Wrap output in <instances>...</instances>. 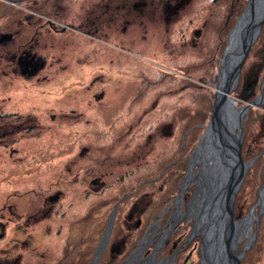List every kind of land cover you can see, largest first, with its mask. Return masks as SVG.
<instances>
[{"label":"rangeland","instance_id":"374dc122","mask_svg":"<svg viewBox=\"0 0 264 264\" xmlns=\"http://www.w3.org/2000/svg\"><path fill=\"white\" fill-rule=\"evenodd\" d=\"M49 1L43 0L45 4H48ZM126 1L134 2V0ZM21 2H17L15 5H19ZM106 2L99 3L100 10L104 8ZM233 2V0H191L186 8L194 12L191 27H196L199 25V21L206 20L211 27L212 40L215 33L224 26L223 29H226L229 38V33L248 0L243 4L241 1L238 5L239 8L234 5L231 9ZM92 3L93 0H61V5L56 6V9L58 8V13L64 14L65 20L58 17L55 20H57V26L61 28L62 33L52 32L50 41L53 44L65 43L67 46L66 49H63L65 57L68 58L72 55L69 58L73 61L69 66L72 78L70 77L66 84L69 91H80L73 87L81 72V68L75 65V61L86 64L87 58L81 56L82 51L88 46L97 50L96 64L100 66L99 78L96 83L91 85L89 91L84 93H93V91L101 93L99 103L86 106L88 96H84L82 99L75 97L69 101L63 100L64 96V98L68 97L65 95L64 86L61 87L63 77L59 75L58 71H54L49 81L35 82V93L31 98L19 101L23 107L33 106L35 111H44L45 114H37L36 111L34 115L41 119L37 123L42 126L20 136V144L18 141L11 151L6 146L0 145V214L4 220L8 217L13 223L16 221L19 223L12 233V223L4 222L3 234H13L14 237L22 235L30 237L29 246L20 251V264H82L83 259L84 262L86 259L88 260L84 264H116L120 256L126 254L133 238L140 233L139 227L143 223L144 216V199L141 194L133 196L127 190L123 194H119L116 201L113 198L126 188H130L132 180L135 181L143 177V163L155 161L160 155L173 152L174 145L178 144L177 136L180 133L181 125L193 122L183 135V142L187 136L190 141L187 144L184 142L182 145V147L189 145L188 148H185L187 150L192 148V143L196 141H193L196 138L193 130L198 128L197 134L200 133V135H198L188 157L190 165L191 160L195 159V149L198 144L204 145V140L200 142V138L211 120L212 111L209 120L207 117L208 105L203 95L200 96L199 103L191 101L195 91L206 95L210 92L215 94L217 80L207 83L193 78L195 75L191 76L193 79H181L178 76L181 74L179 70L170 66H176L177 63L185 65V63L197 61L194 58V47H199L198 44L192 46L193 52L189 56H187L188 49L191 47L187 44L183 47L179 46L180 48L177 47V54L166 55L165 46L149 48L144 45L143 41L136 40V28L139 26L126 23L124 14L115 16L117 21L122 22L119 31L118 28L121 26H118L119 24L111 29H100L105 33L98 30L99 33L87 34L85 30L73 32L69 28H65V26L78 27L81 13L88 11L86 15L89 16V12L93 10ZM3 4L13 6L12 4ZM240 6L241 10L237 16H234ZM107 9L104 8L102 11H107ZM55 12L57 10L50 9L40 16L54 18ZM91 21L92 18L84 22L91 26ZM263 25L264 22L258 36L261 35ZM46 32L44 28L42 34H46ZM134 32L136 33L135 39ZM188 37L190 38L189 35ZM177 38L168 45L166 44V49L176 48ZM61 48L58 45L52 48L53 57H59ZM164 51L166 56H164ZM224 52L225 50L223 54ZM249 52L250 50L248 54ZM41 53H43L42 50ZM248 54L244 60L245 64L243 63L240 69V72L244 70V75L239 74L236 88L227 96L234 101L233 108L236 110L250 101L256 100L260 93H264V82L262 80L259 82L262 67L264 69V52L260 53V56ZM202 56L198 55V57ZM173 59L178 61L174 62ZM200 69L202 68L196 67L195 74H198ZM108 71L111 73L112 82L108 81ZM165 72L176 77L168 78L165 76ZM247 74H249V78L245 79ZM85 83L88 84L89 79H85ZM20 85L22 84L20 83ZM19 90L18 96H22V86ZM109 93L113 95L111 96ZM4 96L6 97V95ZM250 96L255 97L248 101ZM77 100L81 103L79 101L75 103ZM192 103L195 110L202 108L201 122L196 120V117H192L194 112L190 108ZM68 106L78 107L80 111L82 109L83 114H73L67 117L62 115V109L65 113L64 107ZM251 108L255 111L254 119L259 120L258 124L254 123L252 127L247 125V134L244 135L243 129L247 121V112L242 129L240 155L242 161L248 164V168L235 196L238 198H236V203L241 212V220L242 222L245 220L243 226L252 224L251 239L248 242L251 245L244 252L243 259L239 261L240 264H264V206L262 207L263 212L257 217L259 211L258 192L263 185L264 175V162L262 165L260 162L262 159L264 160V157L260 159L259 155L261 154L254 156L258 150L264 148V99L259 106ZM42 111L38 112L42 113ZM73 113H77V111ZM231 122L234 125L233 133L236 134V124L233 120ZM44 127L45 130L42 129ZM176 146L178 148V145ZM95 159L102 162L100 173L93 167ZM175 161L178 162V160ZM79 166L83 168L84 185L78 193L79 185L76 182V174ZM125 169L130 173L118 178ZM188 172L186 176L188 184L183 185L182 183L180 186V188L187 186L185 190H180V194L185 192L182 196L181 210L184 211L186 202H188V209L187 215H184L180 222H191L197 216L203 200L198 196L199 190L197 189L201 179L199 164L194 163L192 166V175ZM161 173L162 171L159 175ZM188 174L191 176L188 177ZM99 175L101 178L95 180L98 182L96 187L91 186L90 181ZM182 177L179 178V182ZM101 182L103 184H99ZM106 183L107 186L100 193L99 188ZM142 183L139 182V184ZM50 186L51 190L46 193L44 190ZM30 188H34V190L30 191ZM56 191L60 193L58 200L53 203L46 202V196ZM42 192L45 194H41ZM142 192L143 188L140 190V193ZM5 206H10L13 216L7 214ZM206 207L207 213L209 205L207 204ZM171 209L169 210L171 211ZM112 212V226L108 238L105 242H101ZM89 213L92 218L89 217ZM102 215L104 216L102 217ZM205 216V213L202 214L200 223H205ZM246 219H250L249 222H246ZM94 228H96L95 234ZM99 228H101L100 232L97 231ZM188 228L189 225L184 228L183 232H187ZM151 232L153 231L149 233ZM210 232L212 233V230ZM94 235L95 240L91 245ZM206 235L210 238L209 234L206 233ZM142 239L143 234L136 243V247L131 251L132 253L130 252L128 258L119 264H147L159 258H166L164 256L166 252L162 249L155 248L154 252L148 253V256L145 253L146 248L143 251V245L139 250ZM157 239L158 235H153L144 242V246L146 245L147 248H150V245L157 246ZM184 246L185 243L180 248ZM187 252L188 249L184 248L178 254L177 264H183L182 259ZM196 261L195 263L198 264Z\"/></svg>","mask_w":264,"mask_h":264},{"label":"flooded vegetation","instance_id":"af4514ba","mask_svg":"<svg viewBox=\"0 0 264 264\" xmlns=\"http://www.w3.org/2000/svg\"><path fill=\"white\" fill-rule=\"evenodd\" d=\"M13 1L14 0H0V3L12 4L13 6L17 7L18 5H15ZM21 1L25 0H20L17 2ZM105 1L107 2L104 4V8L108 9L107 11H102L104 8L100 10L99 3H105ZM190 2L191 0H134L133 3L126 0H93V10L89 12L91 16L89 15V17L86 15L88 11L82 12L79 17L80 22L77 24L78 27L74 28L73 26H65V28H69V30H72L73 32H82L85 30L87 34L99 33L101 31L100 29H111L117 24L120 26L122 22L117 21L115 16L124 14L126 17V23H130L131 25L138 24L139 26L137 28L135 27L137 31L136 40L143 41L144 45L149 48L165 46L166 55L177 54V47L180 48L187 44L191 47V49H188L189 52L187 56H189L192 54L191 52H193L192 46L194 47L196 44H198L199 47H194V58L197 61L185 63V65L177 63L176 66H170L179 70L181 74L178 76L181 79L197 78L199 81L211 83L218 78L223 56L222 54L228 43V33H226V29H223L225 26L221 27V29L215 33L212 40L210 33L211 27L208 25L206 20H203L202 22L199 21V25L196 27H191L193 20L192 15H194V12L186 9ZM55 15L56 16L54 18H51L49 16H40L33 11L21 12L11 9L0 12V145L6 146L10 151L13 150L14 145L18 141V144H20V136L34 131L40 125L42 126V124L37 123L40 122L41 119H38L36 116H34L36 111L37 114H45L42 110L35 111V107L33 106L23 107L20 105L19 101L21 99L31 98L35 93V82L42 80L45 82L49 81L53 76L52 73H54V71H58L60 73L58 74L63 77L61 87L64 86L66 89L65 95L68 96L67 98H64V96L62 98L63 100L69 101V99H74L75 97L82 99L84 96H88L86 106H89V104L91 106L98 104L101 99V93L99 92L93 91V93H84L89 91L92 84L96 83V80L99 78L100 74V66L96 64L97 50L90 46L83 50L81 54V56L87 58V63L80 64L79 61H75V65L81 68V72L79 76H77L78 81L75 83L76 85L73 87L80 89V94L78 95L79 92L77 91H69V87L66 84L68 82L67 80H69L70 77L72 78V74H70L69 69L70 63L73 62L71 59H69L72 55L68 58L65 57L66 54L63 52V49L67 48L65 43L53 44L50 41L51 35H53L52 32L58 34L62 33V30L61 28H58L57 20L55 19L58 17L59 19L65 20V17L63 16L64 14L55 12ZM90 18H92L91 26L84 22ZM121 27L122 25L118 28V31L121 29ZM44 28L47 31L46 34H42V30ZM113 30L115 31L117 29ZM101 32L105 33L104 31ZM133 35L135 39L136 33L134 32ZM175 38H177L178 42L176 44V48L173 47L166 49V46ZM56 45L62 47L59 57H53L54 54L52 48ZM41 50L43 53H41ZM165 51L164 56H166ZM85 52H89L90 54ZM200 54L203 56L198 57ZM173 61L177 62L178 60L173 59ZM196 67L202 68L198 71V74H195L197 72ZM200 71L201 73L199 74ZM161 73L164 72L161 71ZM192 75L195 76L192 78ZM165 76L168 78L176 77L169 72H165ZM107 77L109 78V82L113 81L110 71H108ZM213 78H215V80H213ZM85 79H89L88 84L85 83ZM20 83L22 85H20ZM70 85L73 84L70 83ZM20 86L23 88L21 91L22 96H18L20 92ZM109 94L111 96L113 95L111 93ZM4 95H6V97ZM78 101L79 100L75 101V103ZM64 109L65 113H63L64 110L62 109L61 114L66 117L69 115L72 116L73 114H83L82 109L80 111L78 107L68 106L64 107ZM38 111H42V113ZM74 111H77V113H73ZM43 124L46 127L45 122ZM45 127L42 129L45 130ZM101 163L99 162V159H95L93 162V167H95L99 173L100 170H102ZM173 163H176V161ZM180 165L181 167L179 170L170 171L167 177L165 176L163 179L161 178V183L157 182L155 189L151 188L150 190L149 187L147 188V191L144 190V194L146 195H148L149 192H153V189L154 192L157 190L164 191L166 187H168L166 186L167 181L169 179L171 180V189L169 194L159 200V202L161 201L166 203L156 214L155 219L149 222V224L143 228V251L146 248L145 253L147 256L149 255L148 253L154 252L155 248L157 250L162 249L164 252L169 250L171 251L169 255L175 252L173 264H177L176 257L181 253V251L184 250V248H187L188 252L183 256L182 263L197 264L195 261L198 260L196 262L199 264L200 245L202 241L201 225L206 226V230L204 232L205 234H209V236H211V227L209 224L206 225V222H195L194 218L191 222H180L184 215H187L188 209V202H186L184 211L181 210L183 204L182 196L185 192L180 194V190H185V187H187L186 185L188 184V181L186 182V176L188 172L189 158L186 159L185 165L184 163H181ZM182 172L184 173L182 174ZM82 173L83 168L79 166L76 174V182L79 185L78 193L80 192V189H83L84 185V177L82 176ZM129 173L130 171L125 169L119 176H126ZM100 176L101 175H99L97 178L94 177V179L90 181V185L96 187L98 182L95 180H98ZM160 176L161 175L148 181L158 180ZM190 176L188 174V177ZM181 177L182 180L179 182ZM182 183L183 185L186 183V185L180 188ZM99 184H103V182ZM175 188L177 189V194L172 195V193L175 191ZM29 190H34V188H30ZM50 190L51 186L44 191L47 193V191ZM45 192H42L41 194H45ZM59 197L60 193L56 191L53 194L46 196V202H56ZM148 198L149 196L143 197L144 211L147 208V203L145 201ZM236 198L234 199L232 215V220L236 225L235 230H233V233H231L233 234V237L231 234L228 236L227 233L223 231L220 233L219 237L220 242H222V239L224 240L225 244L228 240L229 243L231 242L230 249H232L234 246L231 250L233 255L238 254L250 241V228L252 226V224L247 225L246 227L243 226L244 222L241 220V212L238 208V204L236 203ZM5 207L7 214H11L13 216L10 206ZM169 209H171V211ZM4 222L9 224L12 223V233H14L15 226L17 227L19 225L17 221L16 223H13L8 217L4 220L0 214V264H20V251L29 246L30 237L24 235L14 237L13 234L4 235ZM187 225H189L188 231L183 232ZM150 231L153 232L149 233ZM155 234L158 235L156 242L157 246L150 245V248H147L146 245L144 246V242L153 237ZM184 243L185 246L180 248V246H182ZM189 248L191 249L189 250ZM159 254L161 255V252H159ZM166 255L167 253L164 256H169ZM243 256L241 257L240 261L243 259Z\"/></svg>","mask_w":264,"mask_h":264},{"label":"water","instance_id":"95a60500","mask_svg":"<svg viewBox=\"0 0 264 264\" xmlns=\"http://www.w3.org/2000/svg\"><path fill=\"white\" fill-rule=\"evenodd\" d=\"M17 1L20 0H14L13 3ZM263 22L264 0H248L235 26L229 33L228 44L221 60L216 82L211 120L200 138V142L204 140V145L198 144L195 149V159L191 160L188 166V173H191L194 163H198L200 167L199 177L201 179L197 189L199 190L198 196L203 200L194 221L200 222L202 214L205 213L204 222L207 223L206 225L209 224L212 230L209 238L204 232L206 226L201 225L200 264H239L244 252L251 245L247 244L238 254L233 255L231 250L234 246L230 249L231 242L229 243L228 240L225 244L223 239L220 242L219 237L222 231L229 236L236 227L232 220L234 199L248 168V164L242 161L240 155L242 129L249 108L259 106L263 102L264 93H260L256 100L250 101L238 110L233 108L235 103L227 96L237 86L241 66L248 51L256 41ZM224 111H229L232 115V120L237 128L236 134L233 133L234 125L226 123ZM221 139L228 140L231 145L223 147L219 143L222 142ZM212 185L213 189L210 192ZM258 195L257 206L259 211L257 217L263 212L264 175L263 185ZM207 204L209 209L206 213ZM112 217L113 212L101 242H105L108 238L112 226ZM231 235L233 237V234ZM139 245V250H141L143 239ZM174 255L175 253H172L166 258H159L147 264H167L169 262L172 264Z\"/></svg>","mask_w":264,"mask_h":264},{"label":"trees","instance_id":"16d2710c","mask_svg":"<svg viewBox=\"0 0 264 264\" xmlns=\"http://www.w3.org/2000/svg\"><path fill=\"white\" fill-rule=\"evenodd\" d=\"M233 1L234 2H233V5L231 6V9H233L234 5L239 8V6H238L239 3H241V1H242L241 4H243V2L246 1V0H233ZM58 5H61V0H50L48 4H45L43 2V0H34V1L33 0H25V1L21 2V3H19V5L17 7L10 6V5H4L3 3H0V11H5L7 9H17L18 11H21V12L27 10V11H33L35 13H38V15H43L42 14L43 12L45 13L48 10L50 11V9H52V11H56L57 10V12H58V8L56 9V6H58ZM43 7H44V9H43ZM49 7H50V9H49ZM240 10H241V6H240V9H238V11L237 10L235 11V15L234 16H237V13ZM263 32H264V25H263V27L261 29V32H260L261 35L258 36V38L255 41L253 47L250 49V52H249L250 56L251 55L253 56L254 54H255V56H257V55L260 56V53L264 52V38H263V35L264 34H263ZM240 73L242 75H244V70H242V72H240ZM261 73L262 74H260V80H259V82L261 80H262V82H264V77H263L264 69H263V67L261 69ZM247 78H249V74L246 75V78L245 79H247ZM213 80H215V78H213ZM201 95H203V97H205V99H206L205 102L208 105V108H207V110H208L207 111V117L210 120V114H211V111H212V108H213L214 94H213V92H210L209 94L206 95L205 93L195 91V94L193 96V100L191 102L194 103V102L197 101L199 103L198 100H199V98H200ZM254 97L250 96L249 97L250 99L248 101L254 99ZM193 103L191 104V107H190L191 110L194 111L192 113L193 114L192 117L193 118L196 117V120L200 121L201 116L203 115V113L201 112V109L202 108H196V110H195ZM254 112L255 111H253V108H251V109L248 110L247 121H246L245 127L243 129L244 135L247 134L246 133V131H247V125H251V127H252V124H254V123L258 124V120L259 119H257V118L254 119L256 117L255 115H253ZM207 117H206V119H207ZM192 123L193 122H189L188 124H182L181 125L180 133L177 136L178 144H176V145H178V148H177L176 145H174L175 148L173 149V152H171V153H169V152L168 153H164V155H160L159 158L157 160H155V161H151L149 163H147V162L143 163V177H141V178H139V179H137L135 181L132 180L133 182L131 183L132 186L130 188H126V189L124 188L125 189L124 191H122V189H121L122 192L118 193L115 196V198H113V200L116 201V199L118 198L117 196H119V194H123L124 192H126V190L129 191L133 196H135V195H138L139 196L140 194H141V197L142 196L143 197L149 196V198L145 201L147 203V208L144 211V216H143L144 222L139 227L140 228V233L136 237L133 238V241L131 243V246L128 248L126 254L120 256V258L118 259V261H117L116 264H119L120 262L122 263L126 258H128L130 252L136 247V243L139 241L141 235L143 234V228L146 227L149 224V222H151V221H153L155 219L156 214L161 210L162 206L166 203V202H161V201L159 202V200H161L162 198L166 197L169 194V191L171 189L170 188L171 180L169 179L167 181L166 186H168V187H166V189L164 191H158L157 190V191L154 192V189L156 187L155 184L157 182H161L162 179L165 176L167 177L168 176V173L170 171L179 170L180 167H181V165H180L181 163H184V165H185V161L190 156V154L192 152V148H193L195 142L197 141V139L199 137L198 135H200V133L197 134L198 128L194 129L193 130L194 132L193 131L192 132L195 134V137L196 138L193 141H195V140L196 141L192 143V145H191L192 148L190 147L191 149L189 148L188 150L185 149V148H188L189 145H185L184 147H182V145H183L184 142H186L184 144H187V142L190 141L189 137L187 136V139L184 140V142H183V135L187 131V128L190 125H192ZM262 151H264V148H261V150H258V152L254 154V156H256L258 154H261V155H259V157H260V159H262L264 157V155H263L264 152H262ZM175 160H178V162L177 163H173ZM256 161L258 162L259 159L256 160ZM263 162H264V160L262 159V162H260L261 165L263 164ZM166 165H169V166L168 167H165ZM161 171H162V174H161V176H160V178L158 180L148 181V180L157 178L159 176V173ZM182 171H183V168H182ZM183 173L184 172H182V174ZM120 177L121 176H119L118 178H120ZM145 181H148V182H145ZM139 182H143V183L142 184H139ZM106 186H107V183L99 188L100 193L103 192V190H104L103 188H105ZM149 187H150V190H151V188H154L153 189V192H149L148 195L144 194L145 193L144 190L147 191V188H149ZM174 187H175V185H174ZM142 188H143V192H142L143 194L140 193V190ZM91 189H90V191H91ZM92 191H93V189H92ZM175 194H177V189L176 188H175L174 193H172V195H175ZM151 197H152V199H151ZM103 216L104 215H102V217ZM84 217H85V215H84ZM89 217L92 218V216H91L90 213H89ZM90 221H92V220H90ZM86 222H87V219H86ZM96 228H97V226H96ZM96 228L93 229L94 234H95ZM97 231L100 232L101 231V228H99ZM98 234L100 235L101 233H98ZM94 240H95V235L93 236V239L91 241V245L94 242ZM84 243H85V240H84ZM170 252L171 251H169V250L166 251V253L168 255H169ZM177 258H179V256ZM87 261L88 260L86 259L85 262H84V259H83L82 264L87 263ZM80 263H81V261H80Z\"/></svg>","mask_w":264,"mask_h":264},{"label":"bare ground","instance_id":"6f19581e","mask_svg":"<svg viewBox=\"0 0 264 264\" xmlns=\"http://www.w3.org/2000/svg\"><path fill=\"white\" fill-rule=\"evenodd\" d=\"M225 112V111H224ZM225 119H227V122L226 123H228V124H233L231 121H232V115L230 114V112L229 111H227V112H225ZM221 141L222 142H219L221 145H223V147L225 146V147H227V146H229V144L231 145V143L227 140V141H225V140H222L221 139ZM214 171V170H213ZM210 184H212L211 182H210ZM212 189H213V185H212V187H211V189H210V192L212 191ZM264 198V195H263V197H262V199ZM190 205H192L191 203H190ZM249 220L250 219H246V222H249ZM244 222H245V220H244Z\"/></svg>","mask_w":264,"mask_h":264}]
</instances>
